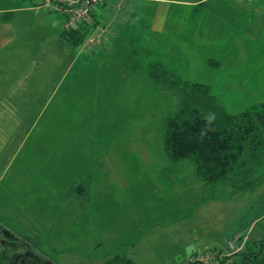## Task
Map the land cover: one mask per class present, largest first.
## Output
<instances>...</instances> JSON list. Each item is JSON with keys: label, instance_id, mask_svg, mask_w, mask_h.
Masks as SVG:
<instances>
[{"label": "rangeland", "instance_id": "rangeland-1", "mask_svg": "<svg viewBox=\"0 0 264 264\" xmlns=\"http://www.w3.org/2000/svg\"><path fill=\"white\" fill-rule=\"evenodd\" d=\"M58 1L29 0L28 5L39 8V12L35 15L23 10L19 17L23 26H32V29L28 26L24 43L38 49L36 57L31 54L30 59L37 62L32 65L36 88H41L46 78L54 77L53 83L48 84L49 93L52 90L57 93L54 100L43 116L36 117L33 110L28 117L31 121L38 118L39 123L28 139L30 143L36 142L35 149L27 156L37 157L40 152L43 159L32 165L39 166V198L45 191L55 198L48 197L45 212L39 215L23 212L19 218L20 213L6 211L7 204H1L0 217L10 220L17 216V220L8 222L9 231L0 229V236L10 233L29 237L25 240L33 247L37 241V247L102 254L109 247L94 241L98 231L93 217L88 215L86 223H80L79 204L72 201L63 206L60 195H65L64 198L73 195H69L70 186L84 182L88 176L93 186L98 180L102 184L104 173L110 174L114 169L125 174L130 165L132 170L128 172L134 173L129 179L140 177L146 183L149 181L152 189L159 186L160 193L165 190L175 193L170 201L173 207H178L180 200L193 204L194 200L204 198L200 190L195 191L197 187L201 189L202 183L193 178V166L189 162L173 163L163 156L164 123L177 110L178 98L157 89L148 68L150 64L161 63L183 80L209 87L229 114L264 102V0H208L201 5L193 4L196 0H166L163 12L167 9L170 15L166 31L152 36L139 27L152 23L162 4L154 0H118L108 11L102 9L96 21L91 11L88 20L93 18L92 24L88 25V21L82 24H87L88 34L76 48L69 44L63 48L64 43L59 41L64 20L55 11L59 9ZM22 3L18 2V6ZM117 15L120 20H116ZM259 15L261 20H255ZM122 18L133 25L132 33L116 34V25L124 22ZM203 22L210 26L207 33L205 29L199 31ZM43 57L47 58L44 65ZM62 92L72 93V98L70 95L64 100ZM41 101L37 104L40 111ZM134 142L136 146L132 145ZM47 145L49 148L43 149ZM113 153L126 160L104 164L103 160ZM129 156H138L136 162L129 161ZM140 156L145 158V164ZM140 171L146 175L141 177ZM81 176L84 178L77 180ZM15 179L13 175L8 181L3 180L2 187L16 184ZM121 182L117 184L127 186ZM218 196L222 199L209 209V216L214 219H209L208 244L214 250L196 254L185 264H198L195 259L201 255L214 256L215 260L210 261L218 264L244 251L248 244L252 247L254 242L264 240V182L253 192L231 194L224 190ZM4 223L0 220V227ZM63 223L67 227L62 228ZM97 244L101 245L95 250ZM226 244L228 250H224ZM12 246H0V264L13 263L9 257ZM40 262L45 264L46 260ZM143 262L150 264L148 260Z\"/></svg>", "mask_w": 264, "mask_h": 264}, {"label": "crops", "instance_id": "crops-1", "mask_svg": "<svg viewBox=\"0 0 264 264\" xmlns=\"http://www.w3.org/2000/svg\"><path fill=\"white\" fill-rule=\"evenodd\" d=\"M22 1V5L18 6V2L21 3ZM117 1H104L93 9L91 16L95 21L98 20L96 17L100 15L101 10L108 11ZM206 1L208 0H196L193 4L201 5ZM165 2L166 0H154V3L162 4L159 12L154 16L152 23H143V26L140 25L139 27L146 30L148 36L155 33L160 35L161 31L165 33L170 17L167 9L163 12ZM28 3L29 0H0V188H2L0 190V205L7 204L6 211L20 213V216H16L17 218L21 217L23 212L35 213L36 215L45 212L49 206L48 197L54 196L53 193L50 194L45 191L41 199L39 198V191L41 190L37 177L39 166L34 168L32 165L34 163L39 164L40 160L43 159L42 156L39 157L40 152L36 153L37 157H34L33 154L31 157L27 156V154L33 153L35 149L36 142L30 143L28 139L33 127L39 123L38 118L31 121L28 117L33 110H36L34 113L36 117L43 116L44 110L49 107L57 95L54 90L50 93L48 91V84L53 83V76L52 79L46 78L44 82H41V88H36L34 84L36 76L33 75L35 70L32 69L34 68L32 65L37 64V62L30 59L31 54L36 57L38 49L34 50L24 43L23 37L29 34L28 26L30 29L32 26H23L19 17L23 10L36 15L39 8L29 6ZM41 8L44 9L45 7ZM119 16L117 15L116 20H120ZM207 16H204L202 20ZM223 16L224 14H220V17ZM93 18L88 20V25L92 24ZM257 18L261 20L262 15L256 16L255 20ZM122 19L124 22L121 21L116 25V34L123 35L127 31H129L128 34L132 33L133 25L129 24L127 19ZM199 25L201 27L200 32L204 29L207 30L205 33L210 31V26L205 25L204 22ZM257 25H261V23ZM62 47H67V44L64 43ZM42 59V65L44 62L47 63L46 57ZM65 80L67 78L62 83L65 84ZM45 85L46 87H44ZM60 95L64 100H67V97L70 98V95L72 98V93L62 92ZM38 101H41L39 105L41 111L38 110ZM132 145L136 146V143L134 142ZM48 148L47 145L43 149ZM47 155H49L48 151ZM163 156L165 157L164 152ZM137 157L129 156V161L135 163ZM43 158L46 157L43 156ZM119 159L126 160L113 153L111 157L105 158L103 163L108 164L119 161ZM145 161V158L142 157L144 164ZM130 169L129 165L127 172L122 173L123 175L115 172L114 169L113 174L104 173V177L101 179L102 184L98 180L95 186L92 185L88 176V189H84L85 186L82 187L83 184L79 182L76 185L79 186L78 191L71 195L72 197L64 198L65 195H60L64 188L59 192L61 205L65 206L67 203L69 206L72 201L79 204L80 223H86L88 215L93 217V222L98 231L94 235L96 237L94 241L107 245L109 249L102 254H97L95 251L90 254L76 253L68 248L59 250L57 247H37V241L36 247H33L30 245V241L25 240L31 238L12 235L8 232L7 236H0V239L3 241L4 247L13 244L9 252L12 264H20L24 255L26 264H41V260H46L45 264H59L57 261H61V264H90L93 261L103 264L105 259L122 252L133 259L134 264H144L143 261L147 260L150 264H185L196 254L214 250L210 249L209 247L212 246L208 244L211 242L208 239L209 219L213 218L209 216V209L222 198L210 202L205 201L204 198L196 199L193 204H184V201L180 200L178 207H173L170 201L175 193L171 194L170 191L166 190L165 193H160L159 186L152 189L149 187L150 182L146 183L140 177L136 180L129 179V176L134 173L133 171L128 172ZM34 172L36 173L34 174ZM139 174L141 177L146 175L141 171ZM13 175L16 177V184L10 183L9 186L2 187L3 180L8 181ZM24 177L27 179L22 180ZM82 178L84 177L81 176L77 180ZM193 178L195 177L193 176ZM120 181L127 186L123 187L120 183L117 184ZM199 190L197 187L196 193H199ZM179 197L183 198V196ZM54 201L52 206H54ZM178 213H181L180 217L176 216ZM16 217L8 220L1 216L0 220H4L6 223L0 229L9 231L8 222L17 220ZM64 227H67V224L63 223L62 228ZM156 231L158 233H155ZM64 240L62 239V242ZM160 243H163V246ZM212 243H214L213 240ZM227 244L224 250L229 249ZM99 245L101 244L95 246V250ZM170 261L173 262L170 263Z\"/></svg>", "mask_w": 264, "mask_h": 264}, {"label": "trees", "instance_id": "trees-1", "mask_svg": "<svg viewBox=\"0 0 264 264\" xmlns=\"http://www.w3.org/2000/svg\"><path fill=\"white\" fill-rule=\"evenodd\" d=\"M88 31L87 25L61 31L59 41L76 48ZM148 74L157 89L178 98L177 110L164 123L165 155L173 163L189 162L193 166L195 179L202 183L200 193L205 201L217 200L224 190L238 194L259 188L264 182V102L229 114L209 87L185 81L161 63L150 64ZM82 184L88 189L89 180ZM78 188L71 187L69 195L77 193ZM103 264H134V261L122 252ZM218 264H264V240L254 242L252 247L248 244L244 251Z\"/></svg>", "mask_w": 264, "mask_h": 264}, {"label": "built area", "instance_id": "built-area-1", "mask_svg": "<svg viewBox=\"0 0 264 264\" xmlns=\"http://www.w3.org/2000/svg\"><path fill=\"white\" fill-rule=\"evenodd\" d=\"M104 1L106 0H59V4H56L59 9L55 11L60 13L64 20L63 30L67 32L78 29L80 25L88 21L91 11ZM211 256L201 255L195 259V263L213 264L210 259L215 260V258Z\"/></svg>", "mask_w": 264, "mask_h": 264}, {"label": "flooded vegetation", "instance_id": "flooded-vegetation-1", "mask_svg": "<svg viewBox=\"0 0 264 264\" xmlns=\"http://www.w3.org/2000/svg\"><path fill=\"white\" fill-rule=\"evenodd\" d=\"M3 244V241L0 239V246ZM20 264H26V257L25 255L22 257V259L20 260Z\"/></svg>", "mask_w": 264, "mask_h": 264}]
</instances>
